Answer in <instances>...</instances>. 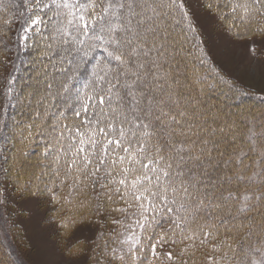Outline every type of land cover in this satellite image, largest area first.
I'll list each match as a JSON object with an SVG mask.
<instances>
[{
	"label": "snow or ice",
	"instance_id": "snow-or-ice-1",
	"mask_svg": "<svg viewBox=\"0 0 264 264\" xmlns=\"http://www.w3.org/2000/svg\"><path fill=\"white\" fill-rule=\"evenodd\" d=\"M204 7L237 37L241 30L249 40L264 36V0H206ZM12 9L22 10L24 33L48 31L47 54L60 74L53 79L76 93L78 123L60 126L72 157L66 175L74 169V184L118 197L124 207L113 211L131 221L120 264H143L144 240L155 260L172 261L173 252L158 254L157 245L177 234L185 251L210 249L207 264H264V129H249L251 164L243 146L214 158V130L197 122L206 115L198 117L195 104L189 112L182 101L190 97L178 90L185 48L174 32L184 20L191 25L185 0H0V12ZM102 255L114 264L117 250Z\"/></svg>",
	"mask_w": 264,
	"mask_h": 264
},
{
	"label": "trees",
	"instance_id": "trees-1",
	"mask_svg": "<svg viewBox=\"0 0 264 264\" xmlns=\"http://www.w3.org/2000/svg\"><path fill=\"white\" fill-rule=\"evenodd\" d=\"M11 2L19 3L21 0H11ZM21 11L12 9L11 12H0V64L1 58L6 56V54L8 55L12 52L19 53L16 67L9 75L6 85L5 81H2V78H0V126L2 122L4 123L0 130V151L1 153L2 151L5 152V155L8 150L11 152L15 151L17 161L22 162V165L26 169H31L32 167L43 169L41 174L45 176L38 182V185L40 184L38 194L50 200L53 205L52 208H55L54 216L55 218L58 216V220L62 224L68 222L67 220L71 219L70 217L73 214H77L78 219L85 222L88 220L98 224H105L114 221L116 222L115 228L119 227V222H123L124 226L122 229H125L131 221L126 220L125 216L121 213L113 211V209L123 208L124 205L115 196L113 200H108L106 198V191H102L99 187L93 189L85 183L83 185L84 189L77 191L79 194L81 192L80 199L83 200V204L79 205V208H71L72 204L70 200H73V194L76 193V191H73V187L77 184H74L73 177L78 174L73 169L71 174L66 175L69 172V162L72 157L71 151L67 148L69 141L60 139V126L61 124L71 125L73 121L78 123L73 114V108L78 107L76 93L75 91L64 92L61 88V82L58 79H53L60 74L53 70L47 54L50 51L47 45L52 43L48 39L49 33L46 29H43V26H41V30L38 32L30 31L24 33L23 27L25 24L23 17L20 15ZM13 12L15 13L14 16L12 15ZM25 15H27L26 12ZM5 18L13 20L10 28L4 23ZM191 29L192 24L189 25V21L184 20L180 25L176 26L174 32V35H177L181 42L184 43L185 48L183 59L185 61L184 66L187 68V74L185 76L178 75V90L184 97H190V99L182 101L187 103L184 104V107L189 112H192V104H195L198 116L202 113L206 115V120L199 119L197 122L203 125L205 129L211 128L214 130V135L217 137L214 136V140L217 142V151L214 152L216 160H222L221 158L223 157L227 158L226 155L220 156L219 152L231 153L233 150L243 146L248 151V156L245 157L246 162L251 164L257 153L247 148V145L251 142L243 138V135L245 137L248 131L247 124L241 121V119L229 120L223 114L224 110H221L219 113L221 116H218L219 114L216 113L218 109L216 107L212 109L211 105L209 106V102L219 98L223 106L226 105L232 108H236L239 105L243 106L242 113L244 112L250 117L261 118L264 114L259 111L255 115L252 112L254 106L249 100L245 101L249 97L241 96L240 92L236 89L231 87V89L226 90L224 87L218 86L221 83L219 82L218 70L212 67L205 52L200 51V48H204L200 37L196 31L193 32ZM252 31L255 32V27H253ZM233 33L236 34L235 29ZM23 36H27V39H22L21 37ZM241 37H246L243 30H241ZM253 37L264 36L254 35ZM23 45H26V47ZM39 60L41 62L35 66V61L38 62ZM25 67L33 71L36 68L39 69V75H51L49 83H53V88L50 89L53 93L48 95L50 99L46 98L44 101L41 100L39 104L29 107L19 106L18 101L24 98V91L27 87L29 88L27 84H24L23 79L30 78V75L22 77ZM189 81L193 82L194 85L196 84V87L192 89L186 88ZM226 86L228 85L226 84ZM9 88H11L10 95L8 94ZM199 97L203 98V103L196 102V98ZM64 98L67 100L65 103L61 101ZM262 100L264 101V99ZM206 102H208L207 106H205ZM61 113L67 119H64L60 115ZM219 129H224V131L221 132ZM262 129H264V125H260L258 132H261ZM239 130H242L240 134L238 133ZM252 130L254 131V129ZM233 134L236 136L235 140L232 139ZM64 135L67 136L69 133L65 132ZM229 138L231 141H228ZM260 139L259 135L255 137L257 146ZM1 153L0 162L2 161ZM28 160H33L34 163L28 162ZM43 162H46V164ZM68 190L72 192L70 198ZM53 197L57 199L53 200ZM64 207H68V209L59 212ZM97 208L100 209L99 212H97ZM65 214L68 216L66 217ZM167 227L168 225H164V228L157 229V232L162 233ZM9 233H11L10 230ZM137 234H139L138 229ZM172 239H176L177 243H171ZM179 240L180 236L177 234L175 237H169L167 243L157 245L158 254L168 251L173 252L172 261H169L164 256H161L159 260H155L150 254V249L147 248L148 241L144 240L145 248L142 250V257L145 254L147 255L146 259L143 260V264H149V262L150 264H204V257H208L210 249L197 246L195 249L188 247L185 251L188 242L182 244L179 243ZM112 241L115 240H109L110 243ZM2 243L0 239V246H2ZM152 243H156V240H153ZM182 252L183 255H181ZM103 262L101 261V264H105Z\"/></svg>",
	"mask_w": 264,
	"mask_h": 264
},
{
	"label": "rangeland",
	"instance_id": "rangeland-1",
	"mask_svg": "<svg viewBox=\"0 0 264 264\" xmlns=\"http://www.w3.org/2000/svg\"><path fill=\"white\" fill-rule=\"evenodd\" d=\"M185 2L192 28L196 29V33L200 37L205 55L212 67L218 70L219 82H221L218 86L224 87L226 90L231 87L236 89L241 96L249 97L245 101L249 100L254 106L252 112L255 115L259 111L264 114V101L262 100L264 99V37H253L251 40L246 37H237L235 33L227 31L225 21L218 19L216 13L210 12L204 7L206 0H185ZM251 46L257 48L254 55L248 50ZM18 58L19 53L15 52L1 58L0 78L5 81V85L9 75L16 67ZM40 62V60L35 61V66ZM184 64L185 61L182 57L178 75L185 76L187 74ZM39 73L40 70L37 68L33 71L25 67L22 77L30 75V78L23 79L24 84H27L29 88L25 89L24 98L18 101L20 107H29L39 104L46 98L50 99L48 95H51L53 91H50L47 85L51 75H39ZM194 87L196 84L194 85L191 81L186 85L188 89ZM202 99V97L196 98V102L201 103ZM61 101L67 102L65 98ZM242 102L244 101L242 100ZM182 103L187 104L186 102ZM207 105L208 102L205 106ZM210 105L212 109L214 107L218 109L217 114L224 110L223 114L229 120L241 119L244 121L248 128L245 137L243 135L246 141H248L249 129H254L259 133L258 128L260 125H264V115L261 118L250 117L244 112L242 113L243 106L241 105L236 108L223 106L219 98L209 102ZM3 125L2 122L0 130ZM241 131L239 130L238 133L240 134ZM242 134L244 133L242 132ZM214 136L216 137V135ZM228 141L231 139L229 138ZM1 154L0 239L3 243L0 246V264H96L97 259L108 264V260L102 253L107 251L110 259L113 248L117 250V259L114 264H120L118 260L120 249H126V244L122 241L129 234L126 228L122 229L120 224H118L120 228H115L116 222L114 221L105 224L88 220L81 221L77 214H73L71 219L67 220L68 222L65 223L68 225L67 228L63 227L64 224L58 220V216L56 218L54 216L55 208H52L50 200L38 194L40 185L38 182L45 176L41 174L43 169L35 167L26 169L22 162L17 161L15 151L8 150L6 155L2 151ZM213 155L215 158L214 153ZM221 159L220 161H223L226 158ZM29 161L34 163L33 160ZM43 163L46 164V162ZM83 185L85 184L77 183L73 187V191L76 193L73 194V200H70L71 208H79V205L83 204V200L80 199L81 192L77 193L79 189H84ZM71 194L72 192L69 191V198ZM64 209H68V207L60 209L59 212ZM109 240L115 241L110 243ZM206 262L207 258L204 257V264Z\"/></svg>",
	"mask_w": 264,
	"mask_h": 264
}]
</instances>
